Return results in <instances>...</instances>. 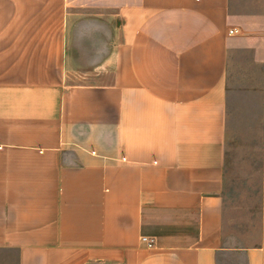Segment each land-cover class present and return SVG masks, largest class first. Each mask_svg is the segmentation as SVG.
<instances>
[{
    "label": "crops",
    "instance_id": "crops-1",
    "mask_svg": "<svg viewBox=\"0 0 264 264\" xmlns=\"http://www.w3.org/2000/svg\"><path fill=\"white\" fill-rule=\"evenodd\" d=\"M0 264H264V0H0Z\"/></svg>",
    "mask_w": 264,
    "mask_h": 264
},
{
    "label": "rangeland",
    "instance_id": "rangeland-1",
    "mask_svg": "<svg viewBox=\"0 0 264 264\" xmlns=\"http://www.w3.org/2000/svg\"><path fill=\"white\" fill-rule=\"evenodd\" d=\"M252 137L239 131L227 144L225 224L239 236H254L259 228L260 161L255 147L257 138Z\"/></svg>",
    "mask_w": 264,
    "mask_h": 264
},
{
    "label": "built area",
    "instance_id": "built-area-1",
    "mask_svg": "<svg viewBox=\"0 0 264 264\" xmlns=\"http://www.w3.org/2000/svg\"><path fill=\"white\" fill-rule=\"evenodd\" d=\"M238 31L236 29L234 30H231L229 33L230 34H236ZM142 242L145 243V245L148 247V248H151L153 246V242L152 240H148L147 238H142Z\"/></svg>",
    "mask_w": 264,
    "mask_h": 264
}]
</instances>
